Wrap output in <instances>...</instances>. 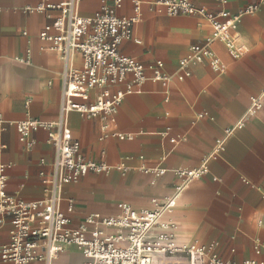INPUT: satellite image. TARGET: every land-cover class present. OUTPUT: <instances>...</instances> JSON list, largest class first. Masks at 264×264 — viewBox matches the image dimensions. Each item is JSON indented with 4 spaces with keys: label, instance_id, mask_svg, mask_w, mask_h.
Here are the masks:
<instances>
[{
    "label": "crops",
    "instance_id": "0c3cea01",
    "mask_svg": "<svg viewBox=\"0 0 264 264\" xmlns=\"http://www.w3.org/2000/svg\"><path fill=\"white\" fill-rule=\"evenodd\" d=\"M40 1L0 0V136L6 146L2 159L8 165L6 193L23 200L46 197L40 173H49L54 148L46 132L37 130L30 135L32 149L25 151L13 124L55 120L64 68L59 52L38 37L59 12L27 10ZM137 1L141 3L137 13L130 0L117 11L120 18H137L131 40L119 45V53L144 66L161 61L170 82L167 86L153 82L147 71L141 91L126 95L113 115H69L71 137L79 143L82 157L109 169L64 185L60 208L66 214L72 204L73 211L67 215L73 227L88 215L117 214L120 203L150 209L152 200L174 193L179 185L176 170L205 163L206 174L190 181L174 209L161 216L160 223L167 227L155 226L148 237L169 232L176 244L205 246L225 261H264V101L257 113L244 119L250 98L264 89V0H229L232 13L252 4L258 8L239 23L240 57L233 58L219 40L208 43L223 66L220 70L207 59L188 61L184 68L179 65L191 46L206 44L211 28L204 19L168 16L150 5L153 0ZM190 1L218 11L214 0ZM100 3L80 0L78 14L90 17ZM26 58L28 64L20 61ZM71 62L80 67L79 54H72ZM179 76L184 77L179 80ZM127 135L131 139L118 137ZM159 170L164 173L158 175ZM10 229L9 222L0 225V245L8 241ZM154 258V264H188L186 256L157 254ZM82 262L78 251L70 247L54 264Z\"/></svg>",
    "mask_w": 264,
    "mask_h": 264
},
{
    "label": "built area",
    "instance_id": "2783aa9c",
    "mask_svg": "<svg viewBox=\"0 0 264 264\" xmlns=\"http://www.w3.org/2000/svg\"><path fill=\"white\" fill-rule=\"evenodd\" d=\"M80 0H41L28 8L37 13L59 12V16L44 26L38 37L52 44L64 64L62 89L55 120L28 119L14 123L18 141L25 151H30L32 132L43 130L47 141L54 148V158L48 163L49 173L41 172V183L46 197L23 200L6 193L8 167L2 155L6 149L0 136V225L9 222L8 241L0 245V261L3 264H54L67 248L73 247L82 256V264H154L152 253L161 256H186L188 264H235L225 261L197 244L178 245L172 233L159 232L153 238L148 234L160 223L163 214L174 209L176 199L190 181L201 178L207 172L205 163L196 169H178L179 185L173 194L152 200L150 209L136 210L126 203L117 205V214L111 216L88 215L78 226L73 227L67 213L73 211L68 204L65 214L60 208L61 190L66 184H77L88 174H103L108 171L104 163L85 160L80 145L71 137L68 125L72 113L90 117L113 115L126 95L138 94L151 73L153 82L167 86L170 77L164 73L161 61L144 66L134 58L119 53V45L131 40L132 27L137 18H120L117 11L126 0H101L99 9L90 17L78 14ZM137 13L141 3L130 0ZM260 1V0H259ZM218 11L211 12L197 7L190 0H153L150 5L161 8L168 16H196L204 19L211 28L205 45H194L179 61L184 68L188 61L202 62L207 59L215 70L223 68L219 60L208 49L212 40L221 41L233 58L243 53L239 43L238 26L244 15L254 14L258 4L248 5L236 13L229 11V0H214ZM80 56V67L71 62L72 54ZM25 64L29 59L20 60ZM187 75V74H185ZM184 75V76H185ZM184 76H179L182 80ZM122 84L123 89H113ZM264 89L258 96L250 98V107L245 115L257 113L263 105ZM227 129L229 135L235 128ZM3 120L0 116V125ZM120 139L130 136H118ZM171 139V143H175ZM220 144L218 145V149ZM162 175L164 170L156 172ZM247 183L246 181H244ZM259 254L258 248L255 250ZM240 264H264L255 259Z\"/></svg>",
    "mask_w": 264,
    "mask_h": 264
},
{
    "label": "bare ground",
    "instance_id": "6f19581e",
    "mask_svg": "<svg viewBox=\"0 0 264 264\" xmlns=\"http://www.w3.org/2000/svg\"><path fill=\"white\" fill-rule=\"evenodd\" d=\"M152 254L155 256V255H157L158 253L155 252V253H152Z\"/></svg>",
    "mask_w": 264,
    "mask_h": 264
},
{
    "label": "rangeland",
    "instance_id": "374dc122",
    "mask_svg": "<svg viewBox=\"0 0 264 264\" xmlns=\"http://www.w3.org/2000/svg\"><path fill=\"white\" fill-rule=\"evenodd\" d=\"M81 263V262H80Z\"/></svg>",
    "mask_w": 264,
    "mask_h": 264
}]
</instances>
